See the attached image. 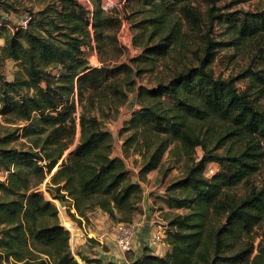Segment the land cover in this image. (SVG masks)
<instances>
[{"label": "trees", "instance_id": "1", "mask_svg": "<svg viewBox=\"0 0 264 264\" xmlns=\"http://www.w3.org/2000/svg\"><path fill=\"white\" fill-rule=\"evenodd\" d=\"M49 1L41 13L25 10L29 20L22 26L21 21L7 20L4 15L17 10L9 0H0V67L8 60L17 65L11 80L0 71V115L15 125L25 123L15 131L30 143L24 151L10 146L18 134L0 137V171L6 177L0 181V262L104 264L79 253L81 262L75 259L57 207L37 192L74 142L72 95L78 91L84 108L79 140L51 177V197L63 203L70 199L80 217L97 207L112 219L116 210L122 216L118 222H129L140 209L141 186L131 179L125 161L111 156L112 134L88 112L81 95L87 94L90 107L106 96V89L125 98L116 84L108 83L111 77L125 74L130 77L125 83L133 87L135 73L154 70L173 51L180 57L188 51L194 59L190 65L175 66L165 83L139 88L141 105L125 122L129 135L124 149L135 145L142 158L141 175L158 168L171 144L180 145L184 155L198 147L203 151L166 189L175 193L165 199L167 208L184 211L168 223V250L156 256L145 248L132 264H264V246L253 254V231L264 222V183L260 188L248 183L264 162V107L239 91L235 78L216 77L210 68L217 46L237 48L248 42L257 52L254 56L264 60V11L221 14L211 6L203 16L193 5L196 0H128L146 14L135 24L139 33L132 41L140 53L130 60L132 66L108 65L104 56L111 45L120 52L117 33L131 16L115 8L105 11L100 0H91L92 11L78 0ZM215 22L236 38L214 42L210 33ZM93 47L103 63L99 68L84 59L83 48ZM262 72L242 75L255 92L264 84V68ZM210 117L232 129L217 141L237 136V148L221 154L208 148L200 129ZM209 164L215 168L210 175ZM240 184L246 185L244 194L237 192Z\"/></svg>", "mask_w": 264, "mask_h": 264}, {"label": "rangeland", "instance_id": "2", "mask_svg": "<svg viewBox=\"0 0 264 264\" xmlns=\"http://www.w3.org/2000/svg\"><path fill=\"white\" fill-rule=\"evenodd\" d=\"M78 2L88 10H93L91 0H78ZM100 2L101 7L105 11L115 8L120 13L131 16V19L129 20H123L121 28L117 33L116 46L120 49V52L118 53V51H116V47L111 45L107 50V54L104 56L105 64L116 65L118 63H125L132 66L130 60L140 53L139 48L135 47L132 43L134 35L139 33L135 24L141 21L146 14L141 11L143 9L139 4L128 3V0H100ZM9 3L14 6V9H16L17 12L12 9L4 16L13 24H19L20 21L23 20L25 10H29L33 14L41 13L51 2L49 0H9ZM193 5L203 16L206 10L211 6H214L216 13L219 12L221 14H239V12L260 13L264 11V0H248L245 2H237V0H196ZM90 20H92L91 14ZM211 29L210 38L214 42L230 43L232 39L236 38L235 34L230 32L228 33L225 26L220 25L218 22H215ZM183 30L187 33L185 29ZM262 35L263 37L260 39H264V32ZM0 44H2V40H0ZM215 51L214 61L210 64V68L213 70L215 76H221L223 79L231 77L235 78V86L238 90L251 94V98L255 101V103L264 107V84L261 86L262 89L255 92L254 89L250 88L251 80L246 77L242 78V75L245 74L247 70L259 72V75H263L262 69L264 68V60H260L258 57L254 56L257 52L252 48V45H249L248 42H244V44L238 46L237 48L234 45L224 47L217 46ZM83 52L84 59L87 60L89 66L92 68H99L103 65L100 54L96 48H83ZM176 53L178 52L173 51L169 58H166L162 62L158 63L152 71L140 75L135 73L132 76V79L135 80V85H133V87L128 86L125 83V78L128 80L130 78L125 74L118 73L114 77H111L108 83L113 85L116 84L117 87L124 92L126 96L125 98L120 95H114L109 91V89H106L104 91L106 96L101 98L99 97V99L96 98L94 100L95 105L90 107V104L86 101L87 94L83 93L81 95L82 104H86L85 107L88 112L96 116L101 123V126L112 134L113 139L111 156L121 157L126 163V168L131 179L139 183L141 186L142 200L139 204L140 209L132 214L133 216H131L129 222H118L117 219H121L122 216L116 210L114 211L115 219H112L108 214L97 207L86 210L85 215L80 217L73 209V204L70 199H68V201L64 203V206L61 207L59 202L51 197V193L49 191V188L52 187L49 185L51 177L59 168L61 162L65 160L69 153L75 148L79 140V116L84 108L80 104L78 91H75L72 95L74 101L76 102V110L72 115L76 126L74 142L70 148L64 152L62 158L53 168L50 175H48L44 182L37 188V192L57 207L59 222L68 231L69 247L75 259L79 262L81 261L77 253H79V255L82 254L83 256H90L78 251L81 246L80 244L85 242L84 244H86V247L90 249L101 247L99 243H96V241L86 239V232L89 230L97 231V229H100L101 225H105L108 226V229H110L109 231H113L114 229L115 234L116 228L120 224L133 225L139 224L140 220L145 221L147 209H149L151 212V220L154 221V225L157 227L156 232L153 234H159L161 237L160 243H166L165 236L169 230L168 223L171 217L175 214L184 213L181 209L167 208L165 199L175 193L166 192V189L171 183L183 175L186 166L193 164L203 156V151L200 147L196 148L193 153L184 155L180 145L171 144L164 152L158 168L146 173L145 175L140 174L142 158L139 153L134 151L135 145L129 147L127 152L124 149V140L129 135V132L124 130L125 122L129 119L131 112L140 107L142 101L139 98V88H151L159 82H167V76L171 75L175 66L190 65L194 60L193 56L188 51L183 53V55H181L182 57L177 56ZM176 56L178 61H176ZM173 57H175V59H173ZM16 70L17 65L10 60L6 61L0 67L2 75L8 80L13 78V73ZM55 73L56 70L52 72V74ZM24 124L25 123L15 125L7 120H4V118L0 115V137L8 133L18 134L17 139L14 140L10 146L15 149L28 151L30 146L28 139L26 137H22L19 132L15 131L16 126L22 127ZM40 128H42V125H40ZM200 130L201 136L206 137L208 140V148L215 153L221 154L229 148H237L238 146L236 141L237 136L234 135L225 136L226 138L217 141V139L225 135V133L232 131L226 121L210 117L205 123H203ZM44 135V133L41 134V137L43 138ZM215 147L217 149H215ZM214 169L213 164H209L207 174L210 175ZM0 181H5V174L1 171ZM248 183L255 188H260L263 185L264 162L260 163L258 171L251 176ZM245 191V184H240L237 187V192L239 194H244ZM165 209L167 211H164ZM65 224H68L69 227ZM253 236V245L255 247L253 254H256L258 246H264V242L262 243V241H264V222L254 229ZM106 262H104V264ZM0 264H14V262L12 260L7 262L2 261Z\"/></svg>", "mask_w": 264, "mask_h": 264}, {"label": "crops", "instance_id": "3", "mask_svg": "<svg viewBox=\"0 0 264 264\" xmlns=\"http://www.w3.org/2000/svg\"><path fill=\"white\" fill-rule=\"evenodd\" d=\"M164 211L167 210L165 209ZM150 213V210L147 209L145 221L140 220L139 224L130 225L134 231V240L132 250L130 252H122L117 247L114 238V229L113 231H109L110 229H108V226L105 225H101L100 229H97V231L89 230L86 232V239L96 241V243H99L101 247L90 249L86 247L84 242L80 244L81 246L78 251L83 254L90 255L91 257L100 258L103 263L109 261L114 264H132L142 255L145 248H147L153 255L163 256L168 250V245L166 243L162 242L155 245L148 244V239L157 230V227L154 225V221L151 220Z\"/></svg>", "mask_w": 264, "mask_h": 264}, {"label": "built area", "instance_id": "4", "mask_svg": "<svg viewBox=\"0 0 264 264\" xmlns=\"http://www.w3.org/2000/svg\"><path fill=\"white\" fill-rule=\"evenodd\" d=\"M29 18L24 17V19L21 21V25L25 26L28 22ZM6 178V177H5ZM134 240V231L132 226L127 224H120L117 226L115 231V241L117 247L123 251V252H129L131 251L132 244ZM161 237L159 234H153L148 239L149 245H155L160 243Z\"/></svg>", "mask_w": 264, "mask_h": 264}, {"label": "water", "instance_id": "5", "mask_svg": "<svg viewBox=\"0 0 264 264\" xmlns=\"http://www.w3.org/2000/svg\"><path fill=\"white\" fill-rule=\"evenodd\" d=\"M59 205H60L61 207H63V206H64V203H63V202H59Z\"/></svg>", "mask_w": 264, "mask_h": 264}, {"label": "bare ground", "instance_id": "6", "mask_svg": "<svg viewBox=\"0 0 264 264\" xmlns=\"http://www.w3.org/2000/svg\"><path fill=\"white\" fill-rule=\"evenodd\" d=\"M67 227H69V225L68 224H65ZM73 230V229H72Z\"/></svg>", "mask_w": 264, "mask_h": 264}]
</instances>
